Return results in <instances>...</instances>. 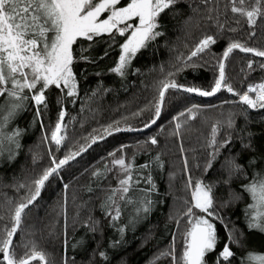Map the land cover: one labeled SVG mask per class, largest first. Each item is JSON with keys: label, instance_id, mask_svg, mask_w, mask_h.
<instances>
[{"label": "trees", "instance_id": "1", "mask_svg": "<svg viewBox=\"0 0 264 264\" xmlns=\"http://www.w3.org/2000/svg\"><path fill=\"white\" fill-rule=\"evenodd\" d=\"M127 1L121 0V6ZM235 19L229 0H178L159 17L157 30L163 35L136 54L123 76L110 69L118 62L124 37L117 36L113 42L104 35L94 41L79 39L73 45L76 95L66 96L67 89L50 87L45 93L47 108L39 106V117L34 102L26 101L4 129L8 134L19 130L20 135L18 148L5 142L0 150V216L4 218L0 227L9 223L15 204L28 195L32 181L52 166V157L59 161L79 151L91 137L106 136L104 129L117 121L120 127L135 130L113 132L50 177L26 210L15 244L34 242L50 264H63L65 259L67 264H152L169 249L175 235L179 255L189 227L184 213L191 202V177L193 186L200 180L212 187V211L223 220L208 217L216 227L217 245L205 257L206 264H216L226 243L235 254L230 264H243L248 252L264 253V233L248 227L246 213L252 201L243 187L257 174H264V109L249 108L223 85L211 97L169 89L159 117L154 108L160 82L166 79L211 91L229 43L264 50V18L254 28L244 18ZM233 28L236 31H230ZM253 31L255 36H250ZM206 36L216 43L189 60ZM224 63V83L236 93L243 94L249 85L264 81L262 57L236 49ZM188 109L194 119L189 118ZM61 110L66 113L62 133L66 138L57 150L51 132ZM153 119L151 127L137 131ZM213 126L218 127L215 149L209 147ZM121 157L132 165L133 186L127 194L132 202L117 194L115 204L110 205L108 197L121 179L120 166L113 160ZM143 200L151 201L150 211L137 215ZM117 206L120 216L113 220ZM196 215L206 214L196 210ZM230 232L239 243L229 242ZM24 251L17 247L18 256ZM156 264L172 262L170 257H161Z\"/></svg>", "mask_w": 264, "mask_h": 264}, {"label": "snow or ice", "instance_id": "2", "mask_svg": "<svg viewBox=\"0 0 264 264\" xmlns=\"http://www.w3.org/2000/svg\"><path fill=\"white\" fill-rule=\"evenodd\" d=\"M177 2L178 0H128L121 6V0H0V98H3V102L0 103V150L5 142L19 147L17 139L20 135L19 130L8 134L4 129L18 112L24 109V102L33 101L37 106L36 115L39 117V106L43 105L47 108L45 93L50 87L54 86L61 91L67 89L66 96L76 95L77 85L72 68L73 45L79 39L94 41L96 37L107 35L115 42L117 36L124 37V42L119 45L118 62L110 69L123 76L136 54L150 41L163 35L157 30L160 27L159 17ZM229 6L234 19L244 18L250 28L255 27L258 19L264 18V0H229ZM235 22L239 24L240 19H235ZM220 27L223 28V25ZM230 31H236V29L233 28ZM255 34L253 31L250 36ZM215 43V38L206 36L199 41L188 59L203 53ZM236 49L264 58V50L247 47L239 42L229 43L223 53V59L218 64L219 78L216 79L211 91L184 87L178 85L174 79L163 80L160 82L159 98L154 105L155 116H160L169 89H182L187 93L208 97L220 91L222 85L227 91L239 95L240 101L249 108L264 109V83L249 85L243 94L236 93L230 85L224 83L226 80L224 60ZM252 64L253 62L249 61L248 67L252 68ZM261 67H264V64H261ZM172 75L174 74L169 73V76ZM250 93H254L255 97L253 98ZM191 113L192 109H188L189 118L194 119ZM65 115L64 110L59 112L55 128L51 132V142L57 146V150L66 138L62 134L65 128L63 124ZM180 115L183 116L185 113ZM155 122V119L151 121L152 124ZM145 127H150V124H146ZM180 127L181 125L177 123L176 128ZM229 127H231V121ZM134 130L130 126L120 127V122L117 121L114 125L106 127L104 132L112 135L113 132ZM217 132L218 127L213 126L209 147L214 149L217 147ZM103 138V136L91 137L90 143L82 145L79 151L69 152L59 161L52 157V166L45 168L42 174L32 181L28 195L15 204L9 223L0 227V264H34V262L50 264L46 253L39 250L34 242L17 245L14 243V237L21 229L26 210L40 196L41 190L50 177L58 175L63 166L87 151L98 139ZM151 143L156 144L157 140L152 138ZM226 143L228 141H225ZM223 146L220 145V147ZM110 155L115 156V153ZM212 155L214 156L215 152ZM156 159L159 160V157ZM113 164L120 166L124 178L119 180V188L113 189L108 201L110 205L115 204L114 198L119 194L121 200L131 203L127 194L133 186L132 165L126 164L123 157L114 159ZM208 166L211 167V164L209 163ZM185 169H187V160H185ZM239 170L240 167L236 166L235 171ZM147 182L151 184L150 177ZM20 187L24 188L25 185L22 184ZM188 187L192 189L191 202L184 216L189 218V227L183 234L182 251L177 255L176 237L173 235L169 249L160 253L152 264H156L161 257H170L172 264H206L205 257L216 249V227L208 217L220 219L221 223L223 220L212 211L214 206L212 187L200 180H197L193 186L191 177L188 179ZM243 187L252 201L246 213L248 227L250 230L255 229L264 233V174H257ZM154 188L153 185L152 189ZM141 205L136 208L137 215L150 211V200L141 201ZM196 210L206 215H196ZM119 216L120 208L117 206L112 219H119ZM3 219L0 216V220ZM176 223L179 225V220ZM120 231L123 232V229ZM229 242L239 243V240L230 232ZM17 247L25 249L22 255L18 256ZM234 255L229 244L226 243L217 257L216 264H222V262L230 264V258ZM100 256L104 257L105 254L101 252ZM63 264H67L66 259ZM243 264H264V253L248 252Z\"/></svg>", "mask_w": 264, "mask_h": 264}, {"label": "water", "instance_id": "3", "mask_svg": "<svg viewBox=\"0 0 264 264\" xmlns=\"http://www.w3.org/2000/svg\"><path fill=\"white\" fill-rule=\"evenodd\" d=\"M212 96H213V95H212ZM208 97H211V96H208ZM156 119H157V118H156ZM156 119H155V120H156ZM151 126H152V123L150 124V127H151ZM148 128H149V127H147V128L145 127V128H143V129H139V130H137V131H141V130L148 129ZM107 136H108V135L104 136L103 139H98L96 143H98V142H100V141H103ZM96 143H95V144H96ZM95 144H92V146L95 145ZM92 146H91V147H92ZM88 149H89V148H88ZM88 149H87V150H88ZM85 152H86V151H85ZM85 152L81 153V154H80L79 156H77L76 158L80 157V156L83 155ZM76 158H75V159H76ZM73 160H74V159H73ZM71 161H72V160H71ZM71 161H70V162H71ZM14 238H15V237H14Z\"/></svg>", "mask_w": 264, "mask_h": 264}, {"label": "rangeland", "instance_id": "4", "mask_svg": "<svg viewBox=\"0 0 264 264\" xmlns=\"http://www.w3.org/2000/svg\"><path fill=\"white\" fill-rule=\"evenodd\" d=\"M128 2V1H127ZM261 83H264V81L263 82H261ZM259 84V83H258ZM252 96H253V98L255 97V94L254 93H252ZM120 172H121V179L122 178H124V173L120 170Z\"/></svg>", "mask_w": 264, "mask_h": 264}]
</instances>
